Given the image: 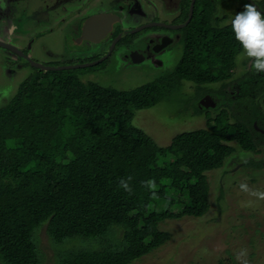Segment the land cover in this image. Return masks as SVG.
Here are the masks:
<instances>
[{"label": "trees", "instance_id": "16d2710c", "mask_svg": "<svg viewBox=\"0 0 264 264\" xmlns=\"http://www.w3.org/2000/svg\"><path fill=\"white\" fill-rule=\"evenodd\" d=\"M191 37L171 73L175 86L186 80L203 90L221 82L224 91L239 43L234 38L227 47L226 72L206 76L198 72L206 61H195L197 37ZM74 69L38 70L0 108V264H130L169 240L162 222L204 214L208 170L238 147L264 151L258 149L264 143V72L231 81L236 92L226 97L233 107H223L212 126L183 131L161 146L133 121L137 110L164 96L154 93L153 82L119 90L83 81ZM239 105L242 115L235 111ZM252 165L262 168L264 160ZM42 233L55 252L51 257Z\"/></svg>", "mask_w": 264, "mask_h": 264}, {"label": "rangeland", "instance_id": "374dc122", "mask_svg": "<svg viewBox=\"0 0 264 264\" xmlns=\"http://www.w3.org/2000/svg\"><path fill=\"white\" fill-rule=\"evenodd\" d=\"M89 1L60 0L62 6L55 8L56 0H0V28L16 25V31L7 39L26 53L21 55L0 47V108L11 101L27 76L36 73L37 67L28 61L27 54L34 61L57 66L87 63L101 56L102 50L93 53L96 52L93 46L85 41L80 42L81 36L78 37L82 18L96 9L94 5H88ZM141 1L145 11L153 14L146 6L148 0ZM225 1L217 4L216 8L221 5L217 9H225L227 22H231L239 10L243 11L247 3H253L264 14V0ZM84 6H87V11ZM168 8L171 6L163 7L165 11ZM166 29L164 31H172ZM152 31H140L137 37H147ZM194 37H197L194 41V59L196 62L202 59L206 61L198 72L206 76L226 72L223 63L227 62L223 58H230L227 47L235 38L233 32L201 31ZM123 47L122 44L120 48ZM181 47L175 46L172 51L168 50L166 56L159 57L162 65L152 61L136 67L129 60L113 56L88 69L76 68L73 72L83 81L92 80L119 90L153 82L154 93H163L164 96L156 105L137 110L133 121L154 142L166 146L178 133L212 126L215 121L213 117L223 107H227L228 103L233 107L230 98H227L229 93L234 95L236 92L231 81L255 70L253 60L244 57L242 50L235 46L237 54L233 65L227 68H231L233 75L225 81L230 82L225 92L221 82L208 83L203 90L186 80L175 86L177 81L174 82L171 73L181 60ZM203 92L209 94L214 102L217 101V106L214 103V106L210 105L198 113L196 107ZM239 106L235 111L242 115L239 110L242 107ZM261 125L264 126V120ZM230 144L235 145V142ZM258 147L264 149V143L261 142ZM253 160H264V151H246L238 147L222 166L208 170L209 207L203 209L204 214L200 217L183 215L162 222V229L170 235L169 240L130 264H264V199L251 194L264 192V167L254 168ZM241 184L247 185L248 191L241 189ZM48 244L47 234L42 233V245L51 257L55 252ZM50 261L43 264H55L53 259Z\"/></svg>", "mask_w": 264, "mask_h": 264}, {"label": "flooded vegetation", "instance_id": "af4514ba", "mask_svg": "<svg viewBox=\"0 0 264 264\" xmlns=\"http://www.w3.org/2000/svg\"><path fill=\"white\" fill-rule=\"evenodd\" d=\"M59 2L60 0H56L54 6L55 8H59L62 6L59 4ZM130 2L131 4H128ZM224 2L226 1L148 0V5L146 4V6L152 10L153 14H151L149 13V11H145L141 0H90L88 2V5H94V8L96 9L92 10V14L88 13L84 16V18H82L78 37L82 36V28L84 27L86 20L89 17L94 15H101V17L99 16L98 21L93 24V26L89 27L87 31V35L94 40L84 39L80 37L79 41H85L86 43H89L91 46H93L94 51H96L93 53H99V51L101 50V52H103L101 56L92 58L91 60H89V62H94L105 57V59L102 61L104 62L109 58H112L113 56H118L120 58L133 62V65L136 67L141 66L142 64H147V62L152 63V61L155 62L154 64L162 65L163 61L160 60L159 57L163 55L166 56L168 50L172 51L175 46H182V56L181 60L179 61L181 62L187 53L186 47L188 46V40H191L193 38L191 37V35L197 36L201 31H204V28L200 26L202 25L201 21L207 23V28L210 29V31L221 30L225 33H229L232 31L230 27L231 22H227L228 18H224L225 9L222 11L218 10L217 8L221 5L216 8L217 4H222ZM166 5L171 6V8H168L165 11L163 7ZM240 8H242L241 5ZM84 9L87 11V6H84ZM236 10L237 8L234 10L235 13L237 12ZM238 12H240V10ZM154 27H162L163 29H155ZM164 28L172 31H164ZM104 29H106V31H104ZM136 29L140 30L132 32ZM147 29L153 30L151 33H149V36L140 38L137 37L138 32ZM15 31L16 25L13 24H10L6 28H0V41L5 42L6 44L13 45L16 50L14 51L1 45L0 47L23 55L24 52L23 50L21 51L22 48L18 47L7 39V37L10 38L9 35H13ZM51 32H53L52 28ZM120 33V39L117 40L113 45V42L117 39ZM129 38H131V40H129ZM122 44L124 45V47L120 48ZM192 45L195 46L194 43ZM26 57L33 66L37 67L36 73L38 72V70H48L40 68L34 64L39 63L45 66H57L47 65L45 63L34 61L28 56V54L26 55ZM88 67L83 68L87 69ZM241 87L242 86L237 85L234 88L240 91L242 89ZM207 96L210 97L209 94ZM205 101L211 106L217 102H214L212 97L206 98Z\"/></svg>", "mask_w": 264, "mask_h": 264}, {"label": "clouds", "instance_id": "9594fccd", "mask_svg": "<svg viewBox=\"0 0 264 264\" xmlns=\"http://www.w3.org/2000/svg\"><path fill=\"white\" fill-rule=\"evenodd\" d=\"M231 29L243 56L253 60V67L257 72H264V14L253 3H247L243 11L238 12L231 20ZM120 187L130 190L124 180L120 181ZM240 187L248 191L247 185L241 184ZM251 194L264 199V192Z\"/></svg>", "mask_w": 264, "mask_h": 264}, {"label": "water", "instance_id": "95a60500", "mask_svg": "<svg viewBox=\"0 0 264 264\" xmlns=\"http://www.w3.org/2000/svg\"><path fill=\"white\" fill-rule=\"evenodd\" d=\"M99 16L101 17V15H94V16H91V17H89L87 20H86V23H85V25H84V27L82 28V36H81V38H84V39H91V40H94L93 38H91L90 36H88L87 34H88V28L89 27H91V26H93V24H95L97 21H98V19H99ZM140 29H136V30H134V31H132V32H136V31H139ZM104 31H106V29H104ZM104 36V35H103ZM102 36V37H103ZM120 37H121V33L118 35V37H117V39L113 42V45L115 44V42L117 41V40H119L120 39ZM0 45L1 46H5V47H7V48H9V49H11V50H16L15 49V47L13 46V45H11V44H6L5 42H2V41H0ZM105 59V57H103V58H101V59H99V60H97V61H94V62H88V63H81V64H77V65H61V66H45V65H43V64H34V65H36V66H38V67H40V68H43V69H45V70H55V69H70V68H82V67H88V66H93V65H96V64H98V63H100V62H102L103 60ZM206 98H210L209 96H204L201 100H200V105L201 106H203V107H209L210 105L209 104H207L206 103V101H205V99ZM215 104H213L212 106H214ZM256 124V123H255Z\"/></svg>", "mask_w": 264, "mask_h": 264}]
</instances>
